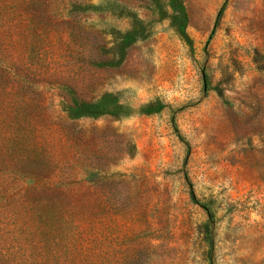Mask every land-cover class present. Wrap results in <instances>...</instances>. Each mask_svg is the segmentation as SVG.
I'll use <instances>...</instances> for the list:
<instances>
[{
	"label": "rangeland",
	"instance_id": "obj_1",
	"mask_svg": "<svg viewBox=\"0 0 264 264\" xmlns=\"http://www.w3.org/2000/svg\"><path fill=\"white\" fill-rule=\"evenodd\" d=\"M0 264H264V0H0Z\"/></svg>",
	"mask_w": 264,
	"mask_h": 264
}]
</instances>
